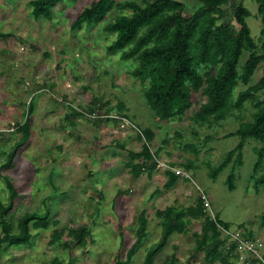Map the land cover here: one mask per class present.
<instances>
[{"label":"rangeland","instance_id":"obj_1","mask_svg":"<svg viewBox=\"0 0 264 264\" xmlns=\"http://www.w3.org/2000/svg\"><path fill=\"white\" fill-rule=\"evenodd\" d=\"M94 1L62 0L52 20H36L32 0H0V33L11 35L0 38V167L22 136L17 129L26 120L30 102L34 105L30 140L18 152L10 172H3L20 192L9 213L13 230L26 213L50 214L49 228L34 232L31 244L6 246L0 264H51L56 258L65 264H115L119 257L126 259L144 213L148 235L129 263L143 264L161 236L158 210L170 205L196 207L205 196L208 214L232 225L230 232L221 230V238L229 239L227 248L234 242L240 245V259L231 257V261L252 264L256 259L262 263L254 264H264V191L257 193L251 179L257 159L254 150L260 145L246 142L242 164L235 165L233 192L226 184L233 164L214 180L212 170L241 141L238 136L225 138L238 130L241 120L198 124L192 119L196 104L182 120L161 122L144 99L146 84L131 75L137 62L123 61L120 53L107 50L115 34L106 25L115 14L131 11L112 12L100 22L73 29L74 20ZM136 1L144 5V0ZM186 1L190 6L194 3ZM244 5L252 13L247 19L252 36L261 46L258 4L245 0ZM229 21L236 25L229 19L223 22ZM248 56L245 53L243 63ZM197 101L202 102L200 97ZM120 105L128 119L119 118ZM249 109L243 113L245 121L251 120ZM73 110L84 117L73 116ZM139 129L154 133L151 152L157 153V168L134 177L130 161L144 162L143 157H130L141 153L145 144ZM7 191L0 178L4 203ZM82 225L90 229L93 239L86 250L65 249L62 242L51 245L55 230L66 235ZM201 226V220H191L187 234L172 235L154 255V264L172 255L186 262ZM202 262L203 254L190 264Z\"/></svg>","mask_w":264,"mask_h":264},{"label":"trees","instance_id":"obj_2","mask_svg":"<svg viewBox=\"0 0 264 264\" xmlns=\"http://www.w3.org/2000/svg\"><path fill=\"white\" fill-rule=\"evenodd\" d=\"M60 2L62 0H32V16L36 20H52L54 10ZM244 2L245 0H194L190 6L186 0H144V5L141 6L136 0H95L79 14L72 27L81 28L84 24L91 25L104 20L112 12L130 10V14H115L106 25L105 29L115 34V40L107 48L108 52L120 53L123 61L137 62L131 75L143 85L146 84L144 99L161 122L182 120L196 104L198 106L192 113V119L198 124L213 126L231 119L241 120L238 130L225 137H240L239 145L212 170L211 175L215 180L233 164L226 179L229 190L233 192L235 165L242 164L246 142L255 141L260 146L254 150L257 159L251 179L255 191L260 193L264 191V170L260 173L264 167V67L260 79L256 83L253 79L264 65V0H255L258 4V18L263 25L261 46L252 36L247 23L252 13ZM225 19L235 21L237 26L230 21L224 23ZM9 37L11 35L0 33L2 39ZM245 53L249 56L243 63ZM198 97L201 98V103L197 101ZM248 106L252 111L251 120L245 121L243 113L248 111ZM33 109L31 101L26 120L17 129L22 136L0 167V178L4 180L8 190L7 203L0 198V252L6 246L18 248L31 244L33 233L47 230L50 225L49 211L44 214L31 212L20 218L17 230L14 231L9 215L20 192L12 178L3 172L5 169L10 172L9 169L15 166L18 152L30 140ZM118 109L120 119L129 118L122 113L123 105L118 106ZM72 114L84 117V113L76 110ZM120 119H115V122L118 123ZM139 137L145 139L143 149L141 153H130V157L132 160L143 157L144 162L134 164L130 161L134 177L157 168V153L151 152L154 133L139 129ZM169 175L172 179L176 177L173 173ZM205 197L198 199L196 207L170 205L164 210H158L161 236L151 247V254L143 264H154V255L166 246L172 235L187 234L191 220H201L202 226L200 232L194 233L196 242L189 259L181 262L172 255L162 264H190L201 254L202 264H234L231 257L240 259L237 253L239 243L234 242L227 248L228 237L221 238V230L230 232L232 225L222 222L218 215L212 218L208 214ZM262 223L264 226V217ZM146 226L147 218L142 213L134 244L128 249L126 259L119 257L115 264L130 263L137 247L148 235ZM59 242H62L65 249L80 247L86 250L93 239L90 229L82 225L70 229L66 235L64 231L55 230L50 243L54 245ZM257 262L261 261L253 259L252 264ZM51 264L65 263L56 258Z\"/></svg>","mask_w":264,"mask_h":264},{"label":"built area","instance_id":"obj_3","mask_svg":"<svg viewBox=\"0 0 264 264\" xmlns=\"http://www.w3.org/2000/svg\"><path fill=\"white\" fill-rule=\"evenodd\" d=\"M178 174H180L179 171H178Z\"/></svg>","mask_w":264,"mask_h":264}]
</instances>
